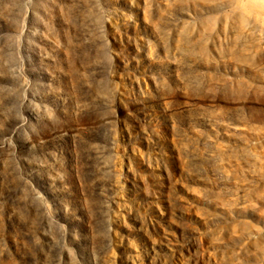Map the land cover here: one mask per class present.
<instances>
[{"label":"rangeland","instance_id":"rangeland-1","mask_svg":"<svg viewBox=\"0 0 264 264\" xmlns=\"http://www.w3.org/2000/svg\"><path fill=\"white\" fill-rule=\"evenodd\" d=\"M0 264H264V0H0Z\"/></svg>","mask_w":264,"mask_h":264},{"label":"bare ground","instance_id":"bare-ground-1","mask_svg":"<svg viewBox=\"0 0 264 264\" xmlns=\"http://www.w3.org/2000/svg\"><path fill=\"white\" fill-rule=\"evenodd\" d=\"M250 2H252L254 4H258L259 0H250Z\"/></svg>","mask_w":264,"mask_h":264}]
</instances>
